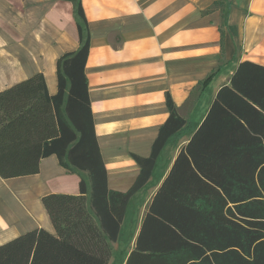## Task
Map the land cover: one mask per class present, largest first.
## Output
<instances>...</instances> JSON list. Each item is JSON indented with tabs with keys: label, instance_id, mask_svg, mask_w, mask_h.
<instances>
[{
	"label": "trees",
	"instance_id": "1",
	"mask_svg": "<svg viewBox=\"0 0 264 264\" xmlns=\"http://www.w3.org/2000/svg\"><path fill=\"white\" fill-rule=\"evenodd\" d=\"M72 1L79 46L56 61V93H48L40 72L0 91V177L36 173L40 160L54 154L66 171L80 174L79 193L43 195L55 233L37 227L0 244V264H109L130 199L151 177L168 140L186 132L190 137L145 204L122 264H264V65L238 63L196 126L167 92L169 114L150 154H132L137 177L127 190H111L85 74L88 23L81 0ZM215 8L222 35L230 3L215 0L206 11Z\"/></svg>",
	"mask_w": 264,
	"mask_h": 264
},
{
	"label": "crops",
	"instance_id": "2",
	"mask_svg": "<svg viewBox=\"0 0 264 264\" xmlns=\"http://www.w3.org/2000/svg\"><path fill=\"white\" fill-rule=\"evenodd\" d=\"M214 1L81 0L90 33L85 74L108 189L125 191L134 182L140 168L132 154H150L169 114L167 92L196 126L238 63L264 65V0H227L222 35L220 10L206 11ZM76 21L72 0H0V91L40 72L48 93H56V61L79 46ZM189 137H172L162 149L151 177L160 158L171 157L147 201ZM79 180L54 154L40 160L36 173L0 177V244L37 227L54 234L41 198L78 194Z\"/></svg>",
	"mask_w": 264,
	"mask_h": 264
},
{
	"label": "rangeland",
	"instance_id": "3",
	"mask_svg": "<svg viewBox=\"0 0 264 264\" xmlns=\"http://www.w3.org/2000/svg\"><path fill=\"white\" fill-rule=\"evenodd\" d=\"M170 154L168 158L163 155L158 161L153 176L150 177L148 182L133 196L127 206L126 214L122 222L121 230L118 240L112 243V247L116 250L111 256L109 264H122V255L127 253V249L131 245L133 234L137 231L142 216V210L145 202L147 201L148 192L152 189L153 185L160 180V175L164 167L169 163ZM130 240V241H129Z\"/></svg>",
	"mask_w": 264,
	"mask_h": 264
}]
</instances>
